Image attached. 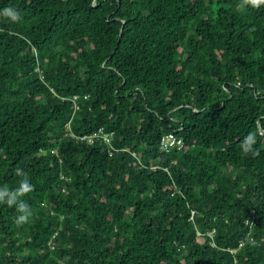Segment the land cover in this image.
Here are the masks:
<instances>
[{
    "label": "trees",
    "instance_id": "obj_1",
    "mask_svg": "<svg viewBox=\"0 0 264 264\" xmlns=\"http://www.w3.org/2000/svg\"><path fill=\"white\" fill-rule=\"evenodd\" d=\"M234 256L264 264V3L0 0V264Z\"/></svg>",
    "mask_w": 264,
    "mask_h": 264
},
{
    "label": "clouds",
    "instance_id": "obj_2",
    "mask_svg": "<svg viewBox=\"0 0 264 264\" xmlns=\"http://www.w3.org/2000/svg\"><path fill=\"white\" fill-rule=\"evenodd\" d=\"M246 3H251L253 6H258L260 5L261 3H264V0H245ZM3 15L6 16V17H9L11 18L12 20H17L18 19V13L16 11H14L13 8L11 7H6L4 10H3ZM74 110V109H73ZM167 135V134H166ZM100 134L95 136L94 138L97 139V140H100ZM165 136V135H164ZM176 136V135H175ZM177 137V136H176ZM178 138V137H177ZM108 139L107 136H102V140L101 141H106ZM162 140V139H161ZM161 143V142H160ZM256 143V140H255V134L254 133H249L245 138L244 140L242 141L240 147L242 149V151L247 154V153H251L252 155H258V150L257 149H254L253 148V145ZM125 151L127 152H131L133 154L136 155V157L138 158L139 157V153L136 152V151H129L128 148H125ZM32 190V186H29V184L27 182H24L21 186H20V192L19 193H13L8 201H7V205L8 206H12L15 202H16V197L17 195H24L28 192H30ZM17 211L19 213H25L27 211V209L25 208V205L23 202H21L20 204L17 205L16 207ZM31 215L30 212L27 213V215L25 214H21L18 216L17 218V223H26L27 220H28V217ZM213 231V230H212ZM209 232L208 235L210 237V243L212 246H215V242H214V239H213V233L215 232ZM243 242H245L244 240H242ZM240 241V243L242 242ZM240 243L238 245V248L236 249H233V248H227L228 251H230L233 255H236L237 251L242 248L243 246H240ZM233 263L232 264H237L238 263V260H237V256H234V259H233Z\"/></svg>",
    "mask_w": 264,
    "mask_h": 264
},
{
    "label": "built area",
    "instance_id": "obj_3",
    "mask_svg": "<svg viewBox=\"0 0 264 264\" xmlns=\"http://www.w3.org/2000/svg\"><path fill=\"white\" fill-rule=\"evenodd\" d=\"M71 101L73 102V109L77 110L78 109V103H76V97H73L71 99ZM175 142H177L179 145H182V141L180 138H177L174 134L169 133L165 136L162 137L161 143L164 144V147L166 148L168 145H174ZM245 224L250 228V232H252L253 226H254V222L253 220H246ZM215 230L213 229L212 232H214ZM245 242H241L240 246H243Z\"/></svg>",
    "mask_w": 264,
    "mask_h": 264
}]
</instances>
